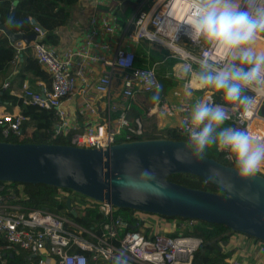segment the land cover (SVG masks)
Masks as SVG:
<instances>
[{"label": "built area", "instance_id": "1", "mask_svg": "<svg viewBox=\"0 0 264 264\" xmlns=\"http://www.w3.org/2000/svg\"><path fill=\"white\" fill-rule=\"evenodd\" d=\"M109 1L123 3L130 0ZM239 2L245 8H252L256 4V0ZM135 13V16L125 23L128 28H133L131 41L138 43L147 40L169 49L173 52L172 57L179 58L190 71L194 66H199L198 61L202 59H207L216 67H223L231 60L232 53L229 50L215 47L203 39L193 42L189 38L187 34L189 26L186 24L193 19L191 0H138ZM96 22V19L92 20L94 25ZM103 27L108 35L116 32L115 26L108 24L106 20L103 21ZM34 31L37 35L36 40L29 44L23 40L13 43L16 60L19 61L29 47L33 48L35 58L50 76L51 84L43 82L42 87L36 90L30 80L26 79L22 91L16 95L24 105L39 107L47 111V116L59 119L52 135L53 139L70 137L69 146L106 149L120 143L118 137L122 135L124 129L142 135L143 126L141 134L138 128L136 130L130 128L127 112L137 95H148L162 88V81L155 69L137 68L135 51L115 46L107 64L112 70L117 69L119 72L122 84L119 101L112 100L110 77L107 81L101 80L95 91L96 94L103 95L105 108L100 110L94 103L86 100V107L97 117L98 122L81 128L73 124L66 109V104L75 95L78 78L82 76L81 70L73 74L70 72L74 54L67 52L60 56L45 42V33L36 25ZM98 32L93 31L94 34ZM257 40L264 41V36L260 35ZM10 85L11 82L8 81L5 89ZM255 89H264V84H253L246 90V94L253 97V102L247 110L239 104L222 105L229 111L230 118L227 121L233 122L230 127L244 129L254 140L264 143V91ZM161 103L165 105L170 117L180 116L179 125L168 131L165 139L174 140L179 135L188 138L183 131L182 121L196 103H182L176 110L165 104V100ZM207 104L218 103L209 97ZM29 121L30 118L24 116L21 111L13 113L0 108V126L4 138L12 134H22L23 125ZM137 123L138 126L142 125L140 120H137ZM218 150L225 154L227 160L232 161L226 151L219 148ZM256 173L264 176V165ZM68 191V195L55 197V200H65L66 203L70 200L71 208L66 207L60 212H54L16 203L19 196L22 198L26 196L24 185L0 182V236L5 240V245L0 247V259L4 251L17 254L23 251L29 259L35 260V264H89V262L112 264L113 257L117 255L124 257L127 264L192 263L203 244L201 237L166 235L163 232L166 217L149 213L136 212L134 218L137 221L136 228L139 229L126 231L128 224L117 215L118 208L106 201L100 202L75 191ZM77 209L101 214L103 221L99 228L89 230L77 224L69 215ZM182 220L184 229H192L200 224L198 220ZM229 264L250 263L237 258Z\"/></svg>", "mask_w": 264, "mask_h": 264}, {"label": "water", "instance_id": "2", "mask_svg": "<svg viewBox=\"0 0 264 264\" xmlns=\"http://www.w3.org/2000/svg\"><path fill=\"white\" fill-rule=\"evenodd\" d=\"M14 14L15 10L10 19ZM33 23L46 32L36 21ZM1 30L12 44L21 40L29 44L37 37L13 33L9 22L2 24ZM138 131L142 133L141 124ZM186 144L155 139L84 149L0 142V182L43 184L106 201L119 210L224 225L232 233L264 243V176L256 173L241 178L233 167L197 154ZM178 174L202 178L223 193L193 189L169 180ZM67 207L71 208L70 200Z\"/></svg>", "mask_w": 264, "mask_h": 264}, {"label": "trees", "instance_id": "3", "mask_svg": "<svg viewBox=\"0 0 264 264\" xmlns=\"http://www.w3.org/2000/svg\"><path fill=\"white\" fill-rule=\"evenodd\" d=\"M77 0H20L17 6H13L12 0H0V106L7 104L10 108L20 107L21 113L30 118V121L23 125V132L20 135L12 134L8 138L2 136V126H0V142L13 144H60L70 145V137H60L53 139L52 135L55 127L59 123L58 118L47 116V111L36 106H26L23 104L16 94L22 91L23 82L26 79L35 81H43L48 85L51 84L50 76L39 65L35 57H30L23 62L16 60V51L9 39L1 34V25L9 22L10 30L13 33H22L25 35L35 34L36 21L46 30V42L51 45L56 43V36L53 31L64 26L68 22L67 7L76 3ZM138 8V0L127 1L122 7H118L116 3H108L107 6H102L100 9L103 12H114L117 17V23L122 24L133 17ZM15 14L10 19L12 12ZM264 42V41H262ZM15 64L21 66L20 72L15 80L11 81L8 89L2 88V83L12 72ZM199 72V66H196ZM217 100L222 91H217ZM224 95V94H223ZM196 99L198 96L195 97ZM152 108L147 103L143 95H137L131 102V108L127 112V121L130 128L137 129V120H140L143 126L142 135H137L130 130L124 129L122 135L118 137V142L138 141V140H155L165 139L166 137L158 134V126L149 117ZM116 117V116H114ZM150 124V126H148ZM233 122L225 121L222 127H230ZM130 136V139H128ZM178 141H188L184 135H179L174 138ZM202 155L212 158L223 165L234 168L233 161L226 159L223 152L218 150L215 145L209 146ZM170 181L190 187L214 193H223L219 188L206 182L202 178L178 174L169 178ZM25 198L19 196L16 203L29 208L49 209L54 212H60L67 207L65 200L57 201L55 196L58 189L47 185H24ZM77 215L69 214L70 217L80 226L94 230L99 228V224L103 221V216L96 211L77 209ZM136 211L130 209H120L117 213L127 224L126 231H131L136 228L137 221L134 218ZM168 218V217H167ZM175 219V218H168ZM183 235L196 236L203 239V244L200 250L195 254L192 264H229L226 260L231 255L223 254V246L228 245L229 238L233 234L230 229L224 225L211 224L200 221V224L192 229H184ZM180 231L171 235L172 237L180 236ZM264 244V243H263ZM5 245V240L0 236V247ZM34 259H29L25 252L9 253L2 252L0 264H35ZM89 264H96L89 262Z\"/></svg>", "mask_w": 264, "mask_h": 264}, {"label": "crops", "instance_id": "4", "mask_svg": "<svg viewBox=\"0 0 264 264\" xmlns=\"http://www.w3.org/2000/svg\"><path fill=\"white\" fill-rule=\"evenodd\" d=\"M19 1L20 0H12L13 6L16 7ZM126 2H116V4L118 7H122ZM108 3H110L109 0H77L76 3L67 7V24L52 32L53 35L56 36V43L54 45L46 42V34L48 33L45 32V42L52 46L60 56H64L67 52L74 54L70 72L73 74L80 70L82 71V76L78 78L75 95L72 97L71 101L66 104L68 115L75 126L85 128L90 125H95L96 122H98L97 117L86 107L85 101L89 100L100 110L105 108L104 101H102L103 95H98L95 91V87L101 80L105 79V81H107L110 77L112 100L113 102L119 101L122 89V84L119 80V72L117 69L112 70L111 66L107 64V61L113 55L115 46L135 51L137 56L136 67L143 70L155 69L160 77L162 88L154 93L143 95V98H145L152 108L149 117L153 118V121L159 128L158 134L161 136L165 137L168 131L174 130L180 122V116L170 117L167 114L165 105L161 103L164 100L165 104L170 105L174 110L179 108L182 103L186 102L194 104L202 101L207 103L209 97L214 99V102L218 104H226L223 99V94H219V99H221V101L219 102V99L217 100L218 95L214 88L200 87L197 81L198 71L196 70V66L190 71L191 74L187 75V78H191L192 84L190 86L186 84L184 90H180L181 95L178 98L170 99L169 94L172 88L177 89L173 87V82L180 69L183 66L186 67V65L182 62L184 65L181 66L179 62L172 57L173 54H170V50L163 46L147 40L133 43L131 41L133 28H128L126 24L136 13L126 22L118 24L114 12H103V10L100 9L102 6H107ZM108 13H113L115 16ZM93 19L97 20L95 25L92 23ZM104 20H106L108 24L115 26V34L108 35L106 33L103 27ZM93 31L99 32L94 34ZM1 32V34L5 35L2 30ZM10 44L13 45L11 42ZM252 45L258 51L264 52V46L262 44L254 41ZM30 57H35L34 50L31 47L24 51L23 58L20 62ZM13 65L14 68L12 72L2 83L3 89H5V84L8 81L11 82L15 80L20 72L21 66L15 63H13ZM183 72H185V70H183ZM179 78L184 79L186 76H180ZM30 82L32 87L36 90H39L43 83V81L32 82V80H30ZM153 96H158V100L154 101L152 99ZM196 96H198L197 99L194 98ZM178 100L180 101L178 102ZM0 108L6 112L18 113L21 111L20 107L10 108L7 104H2ZM148 126H150V124H148ZM184 228V221L180 218H166L163 224V232L169 236L178 231L182 234ZM160 230L162 231V229ZM222 251L224 255L231 254L226 260L228 263L238 258L250 264H264L263 242L244 234H231L228 245L223 246ZM173 264L192 263L175 262Z\"/></svg>", "mask_w": 264, "mask_h": 264}, {"label": "clouds", "instance_id": "5", "mask_svg": "<svg viewBox=\"0 0 264 264\" xmlns=\"http://www.w3.org/2000/svg\"><path fill=\"white\" fill-rule=\"evenodd\" d=\"M191 15L193 19L186 25L193 42L203 39L232 53L223 67H216L207 59L198 61L200 87L222 91L225 102L247 110L253 97L246 90L253 84H264V52H256L250 46L264 34V0H256L252 8L242 7L239 0H191ZM152 99L158 100V96ZM229 118V111L222 104L196 103L182 121L188 136L185 147L202 154L215 145L228 153L239 177H251L264 165V143L254 140L244 129L222 127ZM112 264L127 261L117 255Z\"/></svg>", "mask_w": 264, "mask_h": 264}, {"label": "rangeland", "instance_id": "6", "mask_svg": "<svg viewBox=\"0 0 264 264\" xmlns=\"http://www.w3.org/2000/svg\"><path fill=\"white\" fill-rule=\"evenodd\" d=\"M262 36H264V34H262ZM257 43H259V44H262L263 46H264V42H261V41H259V40H255ZM256 52H260V51H258L256 48H254V46L251 44L250 45ZM173 54V52L172 51H170V54ZM175 60H177V62H179V64L181 65V66H183L184 64L180 61V59L179 58H175ZM182 70V71H181ZM183 70H185V72H183ZM188 74H191V72H190V70L188 69V68H186L185 66H183L181 69H180V71L178 72V75H177V77L175 78V81L173 82V87H175V88H177V89H173L172 88V92L170 91V99H176V98H178L180 95H181V93H180V90H184V87H185V85L186 84H188L189 86L192 84V80H191V78H187V75ZM180 76H186V78H179ZM171 88V87H170ZM188 91V90H187ZM195 98V97H194ZM189 100V99H188ZM191 100V99H190ZM180 100H178V102H179ZM219 102L221 101V99H219L218 100ZM226 104H229V103H227L226 102ZM159 127H161V126H159ZM18 183H16V185H17ZM20 186L22 185V184H19ZM69 194V191L68 190H65V189H58V192H57V195L55 196V197H59V196H61V195H68Z\"/></svg>", "mask_w": 264, "mask_h": 264}, {"label": "bare ground", "instance_id": "7", "mask_svg": "<svg viewBox=\"0 0 264 264\" xmlns=\"http://www.w3.org/2000/svg\"><path fill=\"white\" fill-rule=\"evenodd\" d=\"M108 77H109V73H108Z\"/></svg>", "mask_w": 264, "mask_h": 264}]
</instances>
